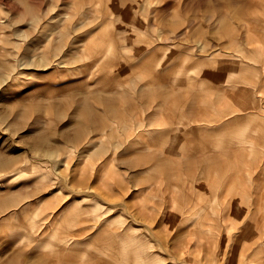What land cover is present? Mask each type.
I'll list each match as a JSON object with an SVG mask.
<instances>
[{
  "label": "rangeland",
  "instance_id": "rangeland-1",
  "mask_svg": "<svg viewBox=\"0 0 264 264\" xmlns=\"http://www.w3.org/2000/svg\"><path fill=\"white\" fill-rule=\"evenodd\" d=\"M263 88L264 0H0V264H264Z\"/></svg>",
  "mask_w": 264,
  "mask_h": 264
},
{
  "label": "bare ground",
  "instance_id": "bare-ground-1",
  "mask_svg": "<svg viewBox=\"0 0 264 264\" xmlns=\"http://www.w3.org/2000/svg\"><path fill=\"white\" fill-rule=\"evenodd\" d=\"M264 89V88H263ZM139 250H141V253H138L137 252V260H136V262L134 263V264H160L159 262H157V263H153V262H150V263H148L147 261H146V254H147V248H145L144 246H141L140 248H139ZM178 258H180V257H178ZM177 261L178 262H182L183 260L182 259H177Z\"/></svg>",
  "mask_w": 264,
  "mask_h": 264
}]
</instances>
